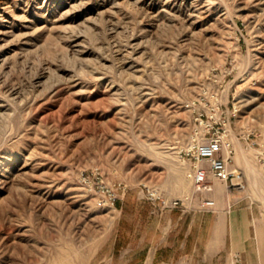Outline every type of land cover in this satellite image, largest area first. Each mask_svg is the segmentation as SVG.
Listing matches in <instances>:
<instances>
[{
    "label": "rangeland",
    "instance_id": "rangeland-1",
    "mask_svg": "<svg viewBox=\"0 0 264 264\" xmlns=\"http://www.w3.org/2000/svg\"><path fill=\"white\" fill-rule=\"evenodd\" d=\"M200 94L245 192L187 176ZM171 220L206 264L264 235V0H0V264H128Z\"/></svg>",
    "mask_w": 264,
    "mask_h": 264
},
{
    "label": "built area",
    "instance_id": "built-area-1",
    "mask_svg": "<svg viewBox=\"0 0 264 264\" xmlns=\"http://www.w3.org/2000/svg\"><path fill=\"white\" fill-rule=\"evenodd\" d=\"M207 97L200 94L189 103L192 107L193 125L191 130V145L188 154L191 162L187 176L197 190L211 187L213 179L225 182L232 193L240 194L248 189L245 171L233 163L232 141L226 135V130L216 126L209 115L207 107H201ZM219 109V105L217 106ZM226 124V122H225ZM178 203V201H175ZM205 208H214L216 199L207 195L202 199ZM234 264H245L239 255H235Z\"/></svg>",
    "mask_w": 264,
    "mask_h": 264
},
{
    "label": "crops",
    "instance_id": "crops-1",
    "mask_svg": "<svg viewBox=\"0 0 264 264\" xmlns=\"http://www.w3.org/2000/svg\"><path fill=\"white\" fill-rule=\"evenodd\" d=\"M183 227L184 226L181 225V227L178 228V225L173 224L171 220L164 229L162 228L161 238L151 240L140 238L130 239L128 241L117 239L114 240L113 249L117 250L119 257L126 255L130 256L127 260L128 264H135L138 262V250L141 251V254L139 253L141 255L140 264H206V258L204 257L202 260H197L196 262L191 259L189 240L191 225L188 224L185 226V229ZM174 232L180 233L181 239H174ZM246 245L245 243V246ZM250 248L253 249V246L250 245ZM115 250L109 253L110 257L115 255ZM131 250H133V256L130 253ZM198 250L197 247V251ZM237 254L240 255L239 253H231V257L227 256L225 260H222V258H216L215 260V257H212L209 264H234V256Z\"/></svg>",
    "mask_w": 264,
    "mask_h": 264
},
{
    "label": "bare ground",
    "instance_id": "bare-ground-1",
    "mask_svg": "<svg viewBox=\"0 0 264 264\" xmlns=\"http://www.w3.org/2000/svg\"><path fill=\"white\" fill-rule=\"evenodd\" d=\"M245 225H246L245 227H248V225H249V221L247 218H245ZM253 231H254L255 235L257 236L258 246L255 248V253H254L253 257H250L247 254H244V257H245L244 262H245V264H251V263L264 264V235L261 232V230L258 228V223H256V227ZM248 234L249 233L245 232V234H243L241 236H246ZM235 240H237V239H235Z\"/></svg>",
    "mask_w": 264,
    "mask_h": 264
}]
</instances>
